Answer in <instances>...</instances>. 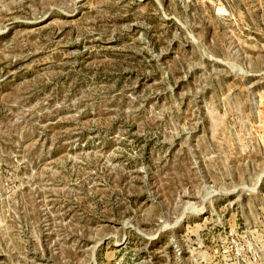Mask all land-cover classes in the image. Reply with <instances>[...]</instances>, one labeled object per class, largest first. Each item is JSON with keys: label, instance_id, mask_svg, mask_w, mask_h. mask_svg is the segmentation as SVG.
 <instances>
[{"label": "rangeland", "instance_id": "rangeland-1", "mask_svg": "<svg viewBox=\"0 0 264 264\" xmlns=\"http://www.w3.org/2000/svg\"><path fill=\"white\" fill-rule=\"evenodd\" d=\"M0 264H264V0H0Z\"/></svg>", "mask_w": 264, "mask_h": 264}]
</instances>
